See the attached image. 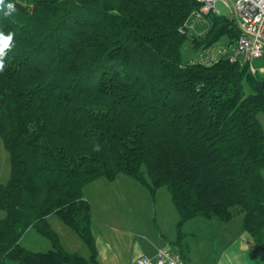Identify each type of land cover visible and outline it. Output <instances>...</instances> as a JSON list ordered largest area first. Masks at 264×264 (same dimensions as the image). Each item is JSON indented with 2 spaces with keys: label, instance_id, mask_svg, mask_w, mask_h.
I'll return each mask as SVG.
<instances>
[{
  "label": "trees",
  "instance_id": "1",
  "mask_svg": "<svg viewBox=\"0 0 264 264\" xmlns=\"http://www.w3.org/2000/svg\"><path fill=\"white\" fill-rule=\"evenodd\" d=\"M15 10L10 14L7 6ZM196 0H3L12 34L0 72V137L10 177L0 184V264H97L88 182L125 174L151 193L165 186L178 212L228 222L264 247V73L220 57L183 62L180 28ZM206 50L241 34L235 18L208 13ZM244 82L250 88L245 93ZM99 147V151L96 148ZM55 214L87 245L66 251ZM34 228L52 248L20 238Z\"/></svg>",
  "mask_w": 264,
  "mask_h": 264
},
{
  "label": "crops",
  "instance_id": "2",
  "mask_svg": "<svg viewBox=\"0 0 264 264\" xmlns=\"http://www.w3.org/2000/svg\"><path fill=\"white\" fill-rule=\"evenodd\" d=\"M160 188L151 193L140 182L122 173L113 179L100 177L84 185L82 196L91 206L90 231L97 264H135L140 256L154 258L159 247L178 252L188 264H264V247L241 228L243 213L235 227L231 226L232 218L228 222L216 217L189 219L182 224L180 237L178 212L170 194L160 192ZM158 192L162 193V198L157 210ZM50 217L48 221L52 226ZM55 224L61 228L60 224ZM56 227L52 228L65 249ZM67 235L70 241L67 240L66 246H77L72 235ZM189 237L200 241L201 247L195 248L198 243L187 240ZM82 256L89 258V249Z\"/></svg>",
  "mask_w": 264,
  "mask_h": 264
},
{
  "label": "built area",
  "instance_id": "3",
  "mask_svg": "<svg viewBox=\"0 0 264 264\" xmlns=\"http://www.w3.org/2000/svg\"><path fill=\"white\" fill-rule=\"evenodd\" d=\"M199 7L192 10L180 28L182 34L199 37L208 26H205V15L220 14L217 3L228 7L230 17L235 18L240 36L233 44L219 45L218 42L207 48L201 62L211 64L220 57H227L230 61L248 63L252 73H264V68L257 70L251 64V59L259 56L264 49V0H196ZM135 264H188L176 251L159 247L154 258L140 256Z\"/></svg>",
  "mask_w": 264,
  "mask_h": 264
},
{
  "label": "rangeland",
  "instance_id": "4",
  "mask_svg": "<svg viewBox=\"0 0 264 264\" xmlns=\"http://www.w3.org/2000/svg\"><path fill=\"white\" fill-rule=\"evenodd\" d=\"M217 7L220 10V14L224 15V16H229L230 15V10L228 7H225L223 5H221L220 2L217 3ZM210 21L205 18V26H209ZM191 35H188L187 38L183 41V43L181 44V59L183 62H187V61H193V60H197V59H201V57L204 56V54L206 52L201 51L200 49H195L193 47L192 44V40H191ZM227 38L223 37L220 41H218L219 45H226L227 44ZM251 64L254 66L255 69L260 70V68H264V49H262V52L259 56H255L251 59ZM244 91L245 93H250V88L247 85L246 82H244ZM257 117L259 119V121L261 122L262 125H264V112H259L257 113ZM10 177V158H9V153L6 150V148L4 147V144L2 142V139L0 137V184H5L8 179ZM159 190H161L160 192H165V194H169L167 191V188L165 186H162ZM158 194V206H157V210L159 209V205L161 204V198H162V193H157ZM166 196V195H165ZM141 210V209H140ZM139 210V211H140ZM233 217L231 220V226H236L241 218L242 212L239 210V208L235 207L233 209ZM4 216V212L2 210H0V218H2ZM50 222H51V227H56V224H60L61 228H57L58 231L60 232L61 235V240L62 243H64L65 249H73V251L79 253L80 255H86L87 253V245L85 244V242L80 238V236L73 230L71 229L68 225H66L65 223H63L55 214H51L50 217ZM29 230V231H28ZM24 235L20 238V244L25 246L26 248L32 250V251H47L49 249L52 248V243L50 242V240L42 235H40L34 228H29ZM65 230V231H64ZM72 235V238H74L76 240V243L78 244L77 246H72L71 243V247L66 246L67 240L68 242L70 241V237L69 235H67V233ZM187 240H191L192 242H196L195 239H191V237H189V239ZM74 243V242H73ZM198 243L195 248L197 247H201V243L200 241L196 242Z\"/></svg>",
  "mask_w": 264,
  "mask_h": 264
},
{
  "label": "clouds",
  "instance_id": "5",
  "mask_svg": "<svg viewBox=\"0 0 264 264\" xmlns=\"http://www.w3.org/2000/svg\"><path fill=\"white\" fill-rule=\"evenodd\" d=\"M0 5H3V0H0ZM8 12L5 13V15L10 14L11 11L15 10V6L12 4H9L7 6ZM12 40V34L10 33L8 37H4L2 33H0V72L4 70V53L5 49H7L11 43ZM97 151H99V147L96 148Z\"/></svg>",
  "mask_w": 264,
  "mask_h": 264
}]
</instances>
